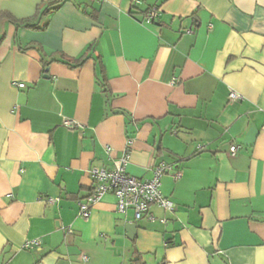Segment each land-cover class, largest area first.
<instances>
[{
  "label": "crops",
  "instance_id": "crops-1",
  "mask_svg": "<svg viewBox=\"0 0 264 264\" xmlns=\"http://www.w3.org/2000/svg\"><path fill=\"white\" fill-rule=\"evenodd\" d=\"M49 1L0 0V14ZM42 23H0V264H264V0H70ZM28 44L73 62L45 69ZM126 150L141 181L170 166L175 210L151 209L166 223L110 193L78 216L90 170Z\"/></svg>",
  "mask_w": 264,
  "mask_h": 264
},
{
  "label": "built area",
  "instance_id": "built-area-1",
  "mask_svg": "<svg viewBox=\"0 0 264 264\" xmlns=\"http://www.w3.org/2000/svg\"><path fill=\"white\" fill-rule=\"evenodd\" d=\"M157 16V10L153 9L146 17V21L152 22ZM14 86L22 89L24 84L14 83ZM231 100L241 99V97L232 92L229 95ZM64 125L68 128H78L79 125L71 121H65ZM111 154V147L106 148ZM239 151V147L234 145L230 148V155L235 156ZM130 160V153L126 150L122 156L114 160L111 169L92 168L90 170L94 181L92 192L79 203L78 216L88 221L91 216L93 206L99 203L106 194H113L117 199V211L121 214H126L128 211H133L136 221L143 220L148 217L150 220H160L166 223L165 219H156L151 213L153 206L159 207L167 212H174L175 206L172 202L166 199L161 192V179L171 169L170 166L160 163L154 167V177L148 181H141L130 176L126 167ZM180 178V173L176 174V179ZM54 199H50L53 202ZM38 243L36 241H28L25 245L29 249ZM84 260L87 257L84 256Z\"/></svg>",
  "mask_w": 264,
  "mask_h": 264
},
{
  "label": "trees",
  "instance_id": "trees-1",
  "mask_svg": "<svg viewBox=\"0 0 264 264\" xmlns=\"http://www.w3.org/2000/svg\"><path fill=\"white\" fill-rule=\"evenodd\" d=\"M66 1H70V0H50L45 6H42V7L40 6L37 9V13L32 18L27 19V20H22V21L15 19L9 13H1L0 23L3 19H8L10 22L15 24L17 28L23 27V28H27L30 30H44L47 28L48 24H43L42 23L43 19L53 14L54 12L58 11L61 8L62 4ZM145 14H146L145 19H146V17L150 14V11L147 10ZM2 41H3V38L0 37V45L2 44ZM26 48H34V49H37L38 52H40L41 57H42V62L44 63L45 69H47L49 64L53 62H62V63L69 64V65H71V62H73V61L68 60L63 54H58V53L48 54L44 50V48H42L40 45H37V44H28ZM83 62H84V59H81L79 61H75V64L76 66H80L82 65ZM102 74L103 75H102L101 84H102V87L105 93L109 95L111 94V91L109 89L108 82L104 76L103 68H102Z\"/></svg>",
  "mask_w": 264,
  "mask_h": 264
},
{
  "label": "water",
  "instance_id": "water-1",
  "mask_svg": "<svg viewBox=\"0 0 264 264\" xmlns=\"http://www.w3.org/2000/svg\"><path fill=\"white\" fill-rule=\"evenodd\" d=\"M48 72V70H47ZM126 232H127V236L130 240H134L136 234H137V226L133 223H128L126 225Z\"/></svg>",
  "mask_w": 264,
  "mask_h": 264
}]
</instances>
